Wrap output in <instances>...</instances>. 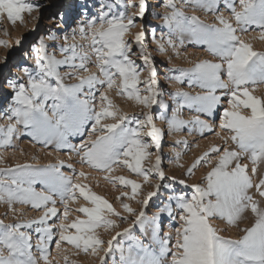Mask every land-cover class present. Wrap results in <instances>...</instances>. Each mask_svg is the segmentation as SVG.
Wrapping results in <instances>:
<instances>
[{
    "label": "snow or ice",
    "instance_id": "1",
    "mask_svg": "<svg viewBox=\"0 0 264 264\" xmlns=\"http://www.w3.org/2000/svg\"><path fill=\"white\" fill-rule=\"evenodd\" d=\"M194 2L198 8L215 13L216 22L205 24L197 16L185 15L175 0H162L161 6L171 12L158 17L169 29L166 42L163 37L156 39L155 30L132 33L138 27L137 19L142 20L148 10L147 0H139L138 4L126 0L120 10H116L120 8L117 0H100L97 13L79 19L75 27L68 25L65 31L49 34L51 44L41 38L29 53L32 63L20 68L23 78L14 77L8 82V103L0 118L9 123L0 124V147L12 146L14 139L26 134L38 143L55 142L58 150L76 153L81 164L93 170L111 173L121 166L145 182L150 183L153 175L164 181L161 154L164 130L157 127V116L152 112L154 107H160L163 111L159 118L167 120L170 134L183 129L190 132L198 129L201 135L205 130L212 131L202 116L218 119L220 128L229 133L224 138L225 147L212 149L215 165L212 153H205L189 169L191 176L201 164L210 166L205 183L189 185L173 177L175 183L190 188L191 192L170 196L167 204L149 220L146 214L149 201L162 185L153 184L155 191H148L138 200L137 209L126 201H136L143 185L124 176L106 175L105 179L113 185L119 183L130 188L131 194L123 191L117 197L120 208L132 217L129 220L113 203L80 183L88 174L83 170L77 172L71 164L61 161L46 168L25 164L0 170V203L13 212L16 211L13 206L19 204L43 213L39 219L27 223L0 221V264H52L50 248L54 245L57 253L62 254L65 243L77 253L83 251L99 257L100 264H105L108 254L115 252L119 253L120 264H264V95L254 94L256 86L264 85V52L253 50L238 35L246 33L252 25L264 29V0ZM221 5L230 17L219 11ZM41 7L32 0H0V21L23 24L25 14L39 20L36 13ZM133 8L135 12L129 11ZM53 19L59 21L55 29L66 24L62 14ZM129 35L131 38H126ZM77 38L86 43H76ZM147 40L157 43L161 52L166 50L165 44L175 48L177 40L181 46L187 40L214 57L196 63L189 70H174L180 74L170 78L199 91L193 94L178 89L170 93L173 105L162 101ZM0 44L8 46L3 41ZM135 55H139L144 67L133 59ZM89 65L98 71L92 72ZM145 71L147 78L142 79ZM71 80L78 82L69 83ZM109 91L134 100L145 111L140 117L121 114L109 98ZM225 103L227 107H223ZM184 109L195 113L191 121L181 118ZM72 136L83 139L72 144L69 141ZM229 141L234 148L227 146ZM65 167L72 175L62 170ZM258 173L260 179L256 183L254 177ZM81 199L85 204L74 210L69 208ZM58 202L63 205V212H59ZM71 211L80 215L69 221ZM247 213L254 222L241 229L243 235L238 240L225 239L213 224L218 218L238 227ZM110 217L130 223L145 234L150 229V239L141 241L135 238L132 228H126L105 241L98 229L119 227ZM165 218L179 221L175 235L164 230ZM28 230L34 231L35 241L33 231ZM121 236L131 238L132 242L121 243L118 240ZM64 259L67 262L66 256Z\"/></svg>",
    "mask_w": 264,
    "mask_h": 264
},
{
    "label": "rangeland",
    "instance_id": "2",
    "mask_svg": "<svg viewBox=\"0 0 264 264\" xmlns=\"http://www.w3.org/2000/svg\"><path fill=\"white\" fill-rule=\"evenodd\" d=\"M32 2L42 5L40 12L36 13V15L40 16L39 20L34 21L30 16L25 14V21L23 24L17 22L15 25H12L7 19L0 21V41H3L8 45L5 47L3 44H0V115H2V109L6 108L8 103L7 93L10 91L8 82L14 77L23 78V73L20 71L21 66L25 63H32L29 58V53L32 47L37 44L41 38L51 44L52 41H49L47 37L53 31L58 34L65 31L68 25L75 27L79 19H84L88 15L97 13L99 10L97 5L100 3V0H32ZM125 2L126 0H117L120 8L116 10L122 9ZM132 2L138 4L139 0H132ZM163 2H166V0H163ZM175 2L180 10L184 11L187 16H197L200 21L208 25L216 22V14L198 8L194 0H190L189 3H184L183 0H175ZM147 5L148 10L145 13L144 18L142 20L139 18L137 19L138 27L133 29L132 33L140 30L152 33L153 30H155L154 34L156 39L160 40V38L163 37L164 42H166L169 35V29L165 25V22L158 17L164 14L170 15V10L161 6L162 0H147ZM129 11L135 12L136 9L133 8ZM219 11L223 12L226 17H230V13L223 7V5H221ZM61 14L64 17L66 24L62 25L60 29H55V25L59 23V21L53 19V17ZM262 33H264V29L252 25L246 33L238 32V35H240L244 42L250 43L253 50L264 52V39H261ZM126 38L130 39L131 35ZM17 41H19V44H17ZM62 42L63 41H58L57 43ZM76 43L86 42L77 38ZM145 43L155 62V70L160 81L162 101H166L169 105H173L174 101L171 99L170 93H173L178 89L192 92L193 94L199 91L198 88H189L187 87V84L181 85L170 78L174 75L180 74L179 72H174V70H189L192 69L196 63L203 60H214L215 58L212 57L203 47L188 43L187 40H185V43L181 46L177 40L175 48L169 47L165 44L166 50L161 52L157 43L151 40H147ZM135 50L136 45H133V51ZM133 59L144 67L139 59V55L133 56ZM89 67L94 73L98 71L92 65H89ZM85 75H87V73H85ZM147 75L148 73L145 71L141 78L145 79L147 78ZM77 82L78 81L76 80L69 81V83L73 84ZM254 94L258 96L264 95V85L256 86ZM108 96L120 109V113L126 114L128 117H140L141 113L145 111V109L138 106L134 100H129L124 96L117 95L115 91H109ZM227 106L226 103L223 105V107ZM162 111L163 110L160 107H154L152 109L153 114L157 116V127L164 130V139L162 141L161 149L162 167L165 171L164 181L155 179L153 175L150 183L145 182L142 177H137L135 174L130 173L129 170L121 166H117L111 173L93 170L82 165L80 158L76 153L69 152L67 149L58 150L55 142L48 145L38 143L26 134H21L19 138L14 139L12 146L0 147V158H2L0 170L25 164L32 165L35 168H46L50 165H59L60 162L63 161L65 165L71 164L77 172L81 170L85 171L88 174V178H81L79 182L89 185L94 193L109 200L117 207V210L121 212V215L126 217H128V214L123 212L120 208L117 197H119L123 191H128L129 194H131L130 188L123 187L119 185V183L113 185L105 179V176H124L128 179H134L143 185V189L137 196L136 201H126L137 209L140 207L137 201L143 199L148 191H155V188L152 187L153 184L160 183L162 187L157 195L149 201L146 212L148 219L151 220L153 215L167 204L170 196L179 192H191L190 188H185L183 185L175 183L172 180L173 177L175 178V181L185 180L189 185L194 183H205V178L208 171H210V166L201 164V166L194 169V174L191 176L188 174L189 169L200 157L204 156L205 153H212L214 147H225L224 138L229 135L226 130L220 128L218 119L205 116H202L201 118L207 120L212 131L205 130L203 135H201L198 129L191 132L188 129H183L179 133L170 134L167 120L159 118ZM163 114L165 116L169 115L167 112H164ZM193 115H195V113L188 109H184L181 118L191 121ZM217 115H219V110ZM8 123L9 122L6 118H0V124L7 126ZM81 139H83V137H69V141L72 144L79 143ZM177 141H186L187 144H178ZM227 146L229 148L235 147L230 141ZM177 154H179L178 160ZM212 156V164L215 165V153H212ZM154 161L155 156L152 157V163H154ZM181 165L183 166L181 167ZM145 166L147 167V164ZM249 167H251V164H249ZM262 168H264V166H262ZM62 170L68 175H72L71 170L67 167ZM259 179L260 174L258 173V175L254 177V182L258 183ZM167 185H171V187H168ZM83 204H85V202L81 199L79 203H71L69 208L74 210ZM13 207L16 209L15 212H13L8 205L0 203V221H3L4 224H13L17 222L27 223L31 220L39 219L43 214L42 211L33 209L29 205L17 204ZM57 207L59 212H63V205L59 204V202L57 203ZM78 215H80L78 212L71 211L69 221L75 219ZM110 218L114 219L119 227L108 229L107 231L103 228L98 229L100 237L105 241L111 239V237L116 235L117 232H123L126 228H132L135 238H138L141 241L147 242L150 239V229L149 232L145 234L142 233L138 227L133 226L130 223H124L116 217ZM128 219L131 220L132 217H128ZM253 222L254 218L250 213H247L245 214L244 219L239 222L238 227L229 226L226 222L221 221L218 218L213 221V224L220 230L219 234L225 239L238 240L243 235L241 229L250 227ZM178 223L179 221H169L165 218L164 230L166 232L171 231L172 234L175 235L174 228ZM33 228H35V225ZM32 239L33 241L36 240L34 231ZM118 240L125 245L132 242L131 238L124 236L118 237ZM62 248L65 249L62 254L57 253L54 245L50 248L52 264H100L99 257L86 254L83 251L77 253L71 245L65 243L62 244ZM33 253L37 257L40 255L35 249H33ZM101 255H104V253H101ZM65 256L67 257V262L64 259ZM105 264H120L119 253L115 252L108 254Z\"/></svg>",
    "mask_w": 264,
    "mask_h": 264
}]
</instances>
